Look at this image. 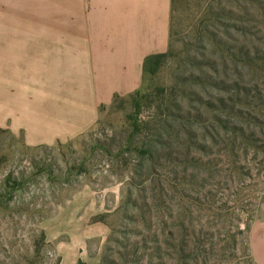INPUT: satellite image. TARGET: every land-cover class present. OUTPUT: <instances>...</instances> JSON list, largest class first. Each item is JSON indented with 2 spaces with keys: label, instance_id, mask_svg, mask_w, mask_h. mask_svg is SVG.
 Segmentation results:
<instances>
[{
  "label": "rangeland",
  "instance_id": "374dc122",
  "mask_svg": "<svg viewBox=\"0 0 264 264\" xmlns=\"http://www.w3.org/2000/svg\"><path fill=\"white\" fill-rule=\"evenodd\" d=\"M164 53L71 140L0 131V264H256L264 0H172Z\"/></svg>",
  "mask_w": 264,
  "mask_h": 264
},
{
  "label": "crops",
  "instance_id": "0c3cea01",
  "mask_svg": "<svg viewBox=\"0 0 264 264\" xmlns=\"http://www.w3.org/2000/svg\"><path fill=\"white\" fill-rule=\"evenodd\" d=\"M170 15L171 0H0V131L35 147L92 129L165 52ZM249 242L264 264V214Z\"/></svg>",
  "mask_w": 264,
  "mask_h": 264
},
{
  "label": "trees",
  "instance_id": "16d2710c",
  "mask_svg": "<svg viewBox=\"0 0 264 264\" xmlns=\"http://www.w3.org/2000/svg\"><path fill=\"white\" fill-rule=\"evenodd\" d=\"M171 4H172V0H171ZM165 57V53L162 54H157V55H153V56H149L148 58H146V60L144 61V69L145 67L151 63L153 64H158V62ZM77 264H83L82 262H78Z\"/></svg>",
  "mask_w": 264,
  "mask_h": 264
}]
</instances>
